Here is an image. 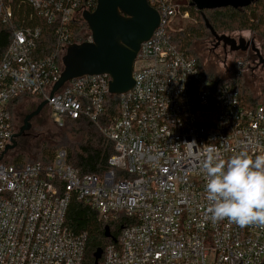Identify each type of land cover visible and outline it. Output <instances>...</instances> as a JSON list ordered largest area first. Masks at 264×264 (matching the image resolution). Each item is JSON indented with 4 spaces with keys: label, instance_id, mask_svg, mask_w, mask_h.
Masks as SVG:
<instances>
[{
    "label": "built area",
    "instance_id": "obj_1",
    "mask_svg": "<svg viewBox=\"0 0 264 264\" xmlns=\"http://www.w3.org/2000/svg\"><path fill=\"white\" fill-rule=\"evenodd\" d=\"M147 3L159 25L140 45L130 91L111 96L106 75L84 76L49 99L74 28L96 1L0 0L1 24L28 11L0 61V157L14 134L11 103L24 97L47 100L58 126L89 121L113 145L101 176H78L63 149L47 165L0 161V264H82L85 235L65 226L72 197L100 220L128 223L101 264L264 263V226L210 219L203 170L210 151L225 162L264 154V102L247 104L233 83L205 76L178 48L169 25L189 18V0ZM42 24L56 44L39 57Z\"/></svg>",
    "mask_w": 264,
    "mask_h": 264
},
{
    "label": "trees",
    "instance_id": "obj_2",
    "mask_svg": "<svg viewBox=\"0 0 264 264\" xmlns=\"http://www.w3.org/2000/svg\"><path fill=\"white\" fill-rule=\"evenodd\" d=\"M187 11L190 17L194 19L195 23L191 26H186L180 33L173 34V40L176 42L178 48L187 53H189L188 47L193 41L209 36V32L205 29L202 15H204L213 31L217 34L224 33L225 31L246 30L256 37L264 38V0H257L248 7L242 9L227 7L203 11V14L196 11L189 3ZM23 14H28V11L19 14L15 13L11 25L0 23V61L10 43L12 31L20 28L22 25L18 17ZM41 29L42 37L37 49V55L39 57L50 55L56 44L53 30L45 24L41 25ZM89 37L90 34L86 24L80 22L74 28V39L72 40V44L83 43L87 41ZM194 57L196 58V56ZM241 68L242 66L235 63V73L232 79L223 80L233 83L241 98L247 104H251L254 101L251 99V95L247 89L245 93L241 83L242 74L239 71ZM16 100L11 103V106ZM108 113H113V107L109 108ZM68 123L71 124V130L68 133L72 135L71 137H73L75 141L74 143H69L67 140H63L60 143V147L65 148H59L66 152L68 165L75 170L78 176L103 175L109 169L107 162L109 157L113 154L112 143L100 133L95 125L87 120L78 119L68 121ZM55 149V145L44 146L40 152L42 153L41 160L31 163L41 162L43 165L49 164L55 152L59 150ZM24 158H26L25 155L19 154L15 158L14 164L11 165L18 167L27 164L28 162H24V164L21 163ZM125 225H128V223L122 216L116 220H100L95 211L75 197L71 198L65 215V226L67 229L73 234L85 235L82 264H95L94 255L99 251L101 252V256L96 264H101L105 248L117 241ZM105 227L109 230L108 238H106L104 234Z\"/></svg>",
    "mask_w": 264,
    "mask_h": 264
},
{
    "label": "water",
    "instance_id": "obj_3",
    "mask_svg": "<svg viewBox=\"0 0 264 264\" xmlns=\"http://www.w3.org/2000/svg\"><path fill=\"white\" fill-rule=\"evenodd\" d=\"M92 12H83L81 20L86 24L90 41L69 45L61 58L62 71L52 86L49 99L69 81L84 76L106 75L109 78L108 93L118 96L130 91L133 87V64L138 55L140 45L147 41L159 25V15L147 3V0H95ZM257 0H190V6L203 14L222 8L242 9ZM205 29L214 40L213 49L221 45L222 50L244 52V39L237 41L227 35L217 34L202 15ZM254 50V49H253ZM256 51V50H255ZM47 100L41 101L37 107L24 116L17 133L12 135L10 144L1 154L0 161L17 147V140L30 129L29 122L36 117ZM105 237L109 230L104 229ZM97 252L95 264L100 258ZM264 264V263H262Z\"/></svg>",
    "mask_w": 264,
    "mask_h": 264
},
{
    "label": "rangeland",
    "instance_id": "obj_4",
    "mask_svg": "<svg viewBox=\"0 0 264 264\" xmlns=\"http://www.w3.org/2000/svg\"><path fill=\"white\" fill-rule=\"evenodd\" d=\"M176 1L182 2V0ZM194 23V19L189 15L188 19H174L169 25V28L173 32L180 33L186 26H191ZM221 34L227 35L235 40L239 38L246 40L249 36V33L246 30L225 31L219 35ZM210 39L211 36L209 35L200 40L193 41L188 47V52L193 56H196L205 76L232 79V76L235 73L236 63L234 55H227V53H223L219 48L213 49ZM241 71V83L245 93L246 89L251 91V98L253 99L258 97L257 94L264 93V87H261L259 82L254 84V82L249 80L246 81V69H242ZM38 104L39 102L35 99L26 97L19 98L12 104L11 116L14 133L18 132L24 116L33 111ZM29 124L30 129L24 133V136L17 140V147L12 151H9L3 157L4 163L14 164L15 158L19 154L26 156L21 162L23 164L24 162L31 163L33 161L41 160L42 153L40 152L44 146L55 145V150H57L59 148H65L60 147V143L63 140H67L69 143H74L75 141V139L71 137L72 135L68 133L71 130V124L66 122L62 126L56 125L50 116L47 106L44 107L42 112L34 117Z\"/></svg>",
    "mask_w": 264,
    "mask_h": 264
},
{
    "label": "clouds",
    "instance_id": "obj_5",
    "mask_svg": "<svg viewBox=\"0 0 264 264\" xmlns=\"http://www.w3.org/2000/svg\"><path fill=\"white\" fill-rule=\"evenodd\" d=\"M203 170L213 222L227 219L241 228L264 226V154L253 158L242 152L225 162L210 151Z\"/></svg>",
    "mask_w": 264,
    "mask_h": 264
},
{
    "label": "flooded vegetation",
    "instance_id": "obj_6",
    "mask_svg": "<svg viewBox=\"0 0 264 264\" xmlns=\"http://www.w3.org/2000/svg\"><path fill=\"white\" fill-rule=\"evenodd\" d=\"M248 33L249 36L244 40L245 44H242V46L246 48L244 52L231 53L228 49L224 51L221 45L217 48L221 49L223 53H227V55H234L236 63L242 66L243 69H246V81L249 80L254 82V84L259 82L260 86L264 87V38L256 37L250 32ZM210 42L212 45L215 44L212 38ZM248 92L250 93L251 91L248 90ZM257 96V98H264V93H259Z\"/></svg>",
    "mask_w": 264,
    "mask_h": 264
},
{
    "label": "crops",
    "instance_id": "obj_7",
    "mask_svg": "<svg viewBox=\"0 0 264 264\" xmlns=\"http://www.w3.org/2000/svg\"><path fill=\"white\" fill-rule=\"evenodd\" d=\"M253 101H256L257 100V102H264V98H255V99H253V98H251Z\"/></svg>",
    "mask_w": 264,
    "mask_h": 264
}]
</instances>
